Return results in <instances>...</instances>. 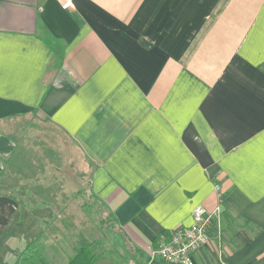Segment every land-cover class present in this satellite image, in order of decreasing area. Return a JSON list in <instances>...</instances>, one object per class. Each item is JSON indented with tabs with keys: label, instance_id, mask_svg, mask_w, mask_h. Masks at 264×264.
Segmentation results:
<instances>
[{
	"label": "crops",
	"instance_id": "obj_1",
	"mask_svg": "<svg viewBox=\"0 0 264 264\" xmlns=\"http://www.w3.org/2000/svg\"><path fill=\"white\" fill-rule=\"evenodd\" d=\"M61 174L123 238L98 264H166L214 185L194 264H264V0H0V264L58 250Z\"/></svg>",
	"mask_w": 264,
	"mask_h": 264
},
{
	"label": "rangeland",
	"instance_id": "obj_2",
	"mask_svg": "<svg viewBox=\"0 0 264 264\" xmlns=\"http://www.w3.org/2000/svg\"><path fill=\"white\" fill-rule=\"evenodd\" d=\"M84 171V173L89 172L90 168H85ZM65 174L69 176L67 171H64ZM60 178L59 183L62 188L49 190L51 195L56 196L58 208L61 206L63 208L58 209L55 218L51 221H42L45 231L51 230V238L57 240L58 250L47 251L42 257L50 264H66L73 256L79 242L87 241L93 245L97 258L95 264H98V257L106 252L114 253L116 246L124 249L120 232L112 221V215L91 195L88 188L85 187L83 190L77 188L75 181L63 179L62 174ZM46 191L47 189H42L43 193ZM67 196L69 198L65 203L63 200ZM51 199L45 194L36 198L37 201L43 202V206H47ZM50 234L45 238L49 239ZM45 247L47 250L50 249L48 246ZM115 258L120 260L117 255Z\"/></svg>",
	"mask_w": 264,
	"mask_h": 264
},
{
	"label": "built area",
	"instance_id": "obj_3",
	"mask_svg": "<svg viewBox=\"0 0 264 264\" xmlns=\"http://www.w3.org/2000/svg\"><path fill=\"white\" fill-rule=\"evenodd\" d=\"M64 6H69L71 0H60ZM218 194V205L211 212L202 206L194 207L192 222L188 227L173 230L167 237L161 236L148 250L152 259H159L166 264H194L193 257L209 242V229L220 213V187L214 185Z\"/></svg>",
	"mask_w": 264,
	"mask_h": 264
},
{
	"label": "trees",
	"instance_id": "obj_4",
	"mask_svg": "<svg viewBox=\"0 0 264 264\" xmlns=\"http://www.w3.org/2000/svg\"><path fill=\"white\" fill-rule=\"evenodd\" d=\"M45 42H47V44H48V40H45ZM112 221H113L115 227L118 229L113 217H112ZM121 239L123 240V238H121ZM27 256L28 257L29 256H36L37 259L41 262V264H47L45 259L40 254V252H36V254L34 255L33 251L30 250L29 247H27L23 251V253L19 256L16 264L20 263V259L27 257ZM96 259L97 258H96V255H95V252L93 249V245L87 241H81L77 245L73 256L69 259V261L66 264H95Z\"/></svg>",
	"mask_w": 264,
	"mask_h": 264
}]
</instances>
